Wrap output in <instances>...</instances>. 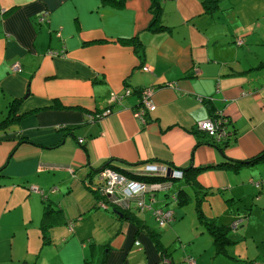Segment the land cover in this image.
I'll use <instances>...</instances> for the list:
<instances>
[{
	"label": "crops",
	"instance_id": "1",
	"mask_svg": "<svg viewBox=\"0 0 264 264\" xmlns=\"http://www.w3.org/2000/svg\"><path fill=\"white\" fill-rule=\"evenodd\" d=\"M151 4L0 0V120L9 117L0 123V264H175L179 243L180 264L188 255L206 263L210 237L192 247L206 230L189 238L173 219L161 225L154 208L182 187L227 186L221 168L239 172L264 157L204 169L177 190L173 178L156 182L144 194L151 206L123 201L122 214L96 204L98 171L110 158L133 170L226 161L198 142L211 137L199 122L219 115L228 118L227 156L264 150V0H163L156 17ZM126 86L131 93L113 102ZM144 86L156 103L147 121L134 113ZM233 260L264 264L250 249Z\"/></svg>",
	"mask_w": 264,
	"mask_h": 264
},
{
	"label": "rangeland",
	"instance_id": "2",
	"mask_svg": "<svg viewBox=\"0 0 264 264\" xmlns=\"http://www.w3.org/2000/svg\"><path fill=\"white\" fill-rule=\"evenodd\" d=\"M248 165L247 168L239 172H235L232 168H221L220 171L223 176L220 183H222L221 185L226 183L227 186L209 188L206 194L201 191L197 192L196 186H191L190 189H187L191 194L187 201L178 205L177 201L172 199L168 203V207L165 208L171 211L180 209V214H177L178 217L173 218L174 226H184L182 232L183 234L185 232L190 233L189 238L193 237L196 229L206 230L203 234L199 233L192 243V247H197L205 242V240L201 241L203 237H210L211 244L206 250L209 257L206 258L204 264H232L234 256L241 249L247 251L250 249L253 254H260L264 257V159ZM214 167L217 166L208 169H215ZM183 179L184 177L173 178L170 181L174 183L175 190L183 183ZM97 181H99V177H97ZM258 182H260V185H258ZM199 185L198 187H201ZM205 189L204 187L200 190L204 191ZM235 190H240L242 195L234 194L233 191ZM158 195L159 197L165 196L163 192H158ZM207 220L216 221L227 227V233L231 241L226 243L224 249L220 250L217 244L214 243L213 234L209 229H206L207 223L205 221ZM236 220H240L238 228H233L232 224ZM151 223L153 226H159L154 218ZM165 226L173 225L166 223ZM179 244L175 245L177 247L172 251L175 255V264H180L179 252L183 243L181 246ZM211 251L214 252V261L210 259L212 258ZM243 253L245 254V252ZM194 257L198 258L197 255Z\"/></svg>",
	"mask_w": 264,
	"mask_h": 264
},
{
	"label": "built area",
	"instance_id": "3",
	"mask_svg": "<svg viewBox=\"0 0 264 264\" xmlns=\"http://www.w3.org/2000/svg\"><path fill=\"white\" fill-rule=\"evenodd\" d=\"M47 16V13H43L41 15V19H44ZM237 43H242L243 38L238 37L236 39ZM144 70H152V67L149 64L142 65ZM13 68L15 70H20L21 64L20 62H15L13 64ZM132 89L126 86L125 91L122 94L113 93L111 98L113 102H118L121 98L129 93H131ZM153 86H144L141 89V100L138 105L135 107L134 113L137 117L141 118L143 121H147L146 115L148 112L154 111L156 108V103L153 101ZM111 108L104 110L100 115H104L108 113ZM228 118H225L223 115H219L217 117H210L199 122V127L202 130L207 131L210 135L214 136L217 140H221L229 135V130L227 128ZM79 141L82 142L83 138H79ZM169 165L163 164L158 161H149L145 162L140 166V168L136 170H131L135 172H140L144 174H163L170 176V178H182L184 175L183 170L171 166L172 170L169 172ZM99 181L101 185L99 187L102 194H106L107 197L111 200V202L115 204H120L125 201V205L130 207L131 199H136L138 201L137 208L145 209L147 206H151L148 204L144 198V194L146 191L151 189L156 182H149L141 179L131 178L127 174H124L113 167L106 166L101 168L98 171ZM159 185V182H157ZM32 189L41 191L40 188L33 185ZM55 188H53L54 190ZM99 204L101 206H107L106 201L101 199L99 200ZM154 215L157 221L163 225L167 222H170L173 219V211L170 209L164 208H154ZM240 220H236L233 224V228H238ZM165 262H169L168 259ZM182 264H197V260L194 256L188 255L184 258Z\"/></svg>",
	"mask_w": 264,
	"mask_h": 264
},
{
	"label": "trees",
	"instance_id": "4",
	"mask_svg": "<svg viewBox=\"0 0 264 264\" xmlns=\"http://www.w3.org/2000/svg\"><path fill=\"white\" fill-rule=\"evenodd\" d=\"M162 8H163V0H152L151 9L154 12L155 17L158 16V14L162 11ZM155 20H156V18H154L153 21H155ZM142 48H143V45L140 47V50ZM8 118L0 120V123L1 122L6 123V121H8ZM198 142L199 143L200 142H207V143L214 144L219 149V151L223 153V155L226 157L227 160L223 161V162H219V163L202 165V166H194L193 164H189L187 166H180V167L176 166V168L183 170L184 180L187 182H190V183H197L196 175L199 173V171H202V170L207 169L209 167L218 166V165H222L225 163H230V164H233L235 166H240L243 163L253 162V161H256V160L264 157V150L262 152H260L259 154L255 155L251 158H248V159H236V158H231V157L227 156L225 153V148L230 143L228 136L225 138H222L221 140H217L214 136L211 135L210 138H208L206 140H199ZM115 159H117V158L108 159L107 162H105V164L101 168L106 167V166H110V167H113L114 169H116V170H118L124 174H127L131 178L141 179V180H145V181H149V182H161V181H164L166 179H170V176L163 175V174H144V173H140V172L131 171L132 169H130L129 167L122 166V165L115 163L114 162ZM100 185H101V182L98 181L96 183V187H95V189L97 191V197H98V201L96 204L98 206H100L101 208H104V209H112V210L118 209L117 206L115 205V203L111 202V200L107 197V195L105 193L102 194V192L99 189ZM258 185H260V182H258ZM174 197L179 203H182L184 201H187L190 198V193L187 189L182 187L179 189V191L177 193L174 194ZM101 199L106 201V204H107L106 207L101 206L99 204V200H101ZM124 214L127 215L128 213L124 211ZM173 218H175L174 211H173ZM205 222L207 223L206 229H209L210 232L213 234L214 242L217 244L218 248L220 250L224 249L226 243L231 241V239L227 233V227L224 226V224H220V223L213 221V220H207ZM42 227H43L44 232L47 234L46 231H47L49 226H42ZM183 261H184V259H183ZM183 261H182V263H183ZM169 263L173 264L172 261H169Z\"/></svg>",
	"mask_w": 264,
	"mask_h": 264
},
{
	"label": "water",
	"instance_id": "5",
	"mask_svg": "<svg viewBox=\"0 0 264 264\" xmlns=\"http://www.w3.org/2000/svg\"><path fill=\"white\" fill-rule=\"evenodd\" d=\"M172 168L171 166L169 167V172H171ZM118 213L122 214V211H120L119 209H115ZM163 264H170L169 262H165Z\"/></svg>",
	"mask_w": 264,
	"mask_h": 264
}]
</instances>
